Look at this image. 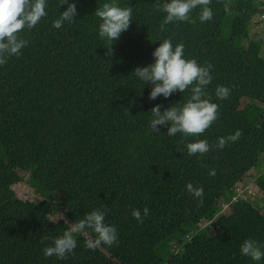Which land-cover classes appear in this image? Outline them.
<instances>
[{
    "label": "trees",
    "instance_id": "16d2710c",
    "mask_svg": "<svg viewBox=\"0 0 264 264\" xmlns=\"http://www.w3.org/2000/svg\"><path fill=\"white\" fill-rule=\"evenodd\" d=\"M74 2V22L55 29L67 5L48 0L47 16L20 33L28 41L21 55L0 66V264H264L241 255L246 239L264 245V213L237 191L254 181L264 195V51L251 36L264 0H211L210 21L201 23L197 8L163 31L166 0ZM113 2L130 7L133 19L111 45L99 37L95 12ZM165 39L183 44L185 58L212 65L206 91L219 105L218 118L198 137L169 136L170 122L160 133L149 130L154 105L163 111L190 98L186 90L150 100L153 85L133 73L154 62ZM221 85L230 89L224 100L215 96ZM246 100L262 107L260 117L240 115ZM237 129V141L215 147ZM196 139L211 150L188 155L185 145ZM18 158L31 164L35 194L56 192L61 200L19 197ZM188 183L203 187V203ZM223 203L231 207L223 211ZM64 206L69 221H55ZM145 207L149 215L139 223L132 211L143 215ZM97 209L106 210L117 243L89 250L85 243L96 234L87 229L73 233L77 247L64 259L44 256Z\"/></svg>",
    "mask_w": 264,
    "mask_h": 264
},
{
    "label": "clouds",
    "instance_id": "9594fccd",
    "mask_svg": "<svg viewBox=\"0 0 264 264\" xmlns=\"http://www.w3.org/2000/svg\"><path fill=\"white\" fill-rule=\"evenodd\" d=\"M66 4L64 11L52 22L55 29L62 28L65 23L71 24L77 16V7L74 0H61ZM211 0H166L162 11L166 16L161 24V30L170 23L187 21L193 10L200 8L199 20L201 23L213 18L210 8ZM59 5V6H60ZM48 0H0V66L5 65L13 56L21 55L28 41L21 38L20 33L25 29L34 28L42 18L47 16L46 8ZM100 18L99 37L111 42V45L119 40L122 32L127 31L132 21V9L120 7L116 3H105L95 12ZM111 52V47H109ZM154 62L137 67L134 75L145 83L153 85L149 93L150 100H156L158 96L170 97L177 91L184 93L190 91V98L181 107L175 104L161 111V105L156 104L151 109L149 130L160 133V126L169 124L167 134L175 136L181 133L185 137H198L203 134L218 118L219 105L212 102L206 91L213 77L212 65H200L195 59H187L184 55V45L173 43L165 39L159 43L152 53ZM230 95V89L226 86H218L215 96L224 100ZM242 132L237 129L227 137L218 138L215 147L223 149L229 142L237 141ZM188 155H204L208 153L212 145L206 139H196L185 145ZM209 175L215 176V169L209 170ZM186 189L193 198L203 203L204 189L202 186L186 185ZM229 207V206H228ZM231 207V206H230ZM149 215V208L143 209V215L139 209L132 211V216L139 223L144 222V217ZM106 210H93L80 219L74 227L65 231L62 236L55 238L51 246L43 249L45 257L55 256L64 259L77 247V240L73 233H83L91 229L95 239H88L85 247L95 251L101 244L112 246L118 242V231L114 225L105 222ZM241 255L249 257L254 262L264 261V245L255 239H246L240 247Z\"/></svg>",
    "mask_w": 264,
    "mask_h": 264
},
{
    "label": "rangeland",
    "instance_id": "374dc122",
    "mask_svg": "<svg viewBox=\"0 0 264 264\" xmlns=\"http://www.w3.org/2000/svg\"><path fill=\"white\" fill-rule=\"evenodd\" d=\"M251 36L252 38H255L256 40L261 42L263 51H264V5H263V12L255 15L252 20V26H251ZM254 105L256 106V110H254ZM240 115L246 116L249 118H256L260 117L262 114V107L258 105L256 102L253 101H244L242 103V107L240 108ZM17 168L19 172L23 175V180L17 184L14 185V189L16 190V193L19 197L22 198H36V199H48L52 202L57 203L58 200H61V197L56 192H49L42 194H35L32 185L30 184V177L32 174V170L30 167V162L26 161L23 158H18L16 161ZM238 195H242L245 199H250L254 201L255 205L262 210L264 213V195L263 193L257 188L254 181L248 182L244 185H241L237 189ZM227 203L222 204V210L227 211L228 207ZM66 210L67 208L64 206L60 208L59 210L55 211L53 213V219L55 221H58L60 219H65L66 221H69V218L66 216ZM76 223H73L72 228L74 227ZM210 224L206 225V228L209 229ZM189 237V236H188ZM187 237V238H188ZM180 246H177V249Z\"/></svg>",
    "mask_w": 264,
    "mask_h": 264
},
{
    "label": "built area",
    "instance_id": "2783aa9c",
    "mask_svg": "<svg viewBox=\"0 0 264 264\" xmlns=\"http://www.w3.org/2000/svg\"><path fill=\"white\" fill-rule=\"evenodd\" d=\"M227 206H230V205H227Z\"/></svg>",
    "mask_w": 264,
    "mask_h": 264
}]
</instances>
